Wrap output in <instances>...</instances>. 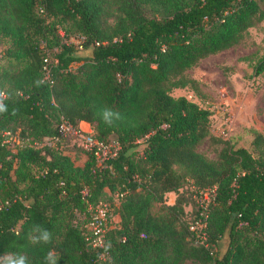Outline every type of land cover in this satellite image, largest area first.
I'll use <instances>...</instances> for the list:
<instances>
[{
  "label": "trees",
  "instance_id": "16d2710c",
  "mask_svg": "<svg viewBox=\"0 0 264 264\" xmlns=\"http://www.w3.org/2000/svg\"><path fill=\"white\" fill-rule=\"evenodd\" d=\"M263 18L264 0H0V42L7 44L0 91L8 108L0 133L22 143L10 148L0 139V255L23 253L32 264L53 249L58 264H264V136L251 131L249 147L235 148L211 134L207 110L170 95L195 90L184 73L236 45ZM58 30L82 37L92 57H73L77 50ZM252 71L264 75V53ZM105 108L120 114L111 126L101 118ZM61 121L87 123L98 141H116L119 153L96 169L72 137L29 147L54 136ZM204 141L217 149L214 158L196 151ZM68 142L76 150L66 151ZM188 184L216 189L207 248L188 230L196 207L187 213L178 196L165 202ZM116 194H123L118 221L103 243L111 247L92 249L86 207ZM34 223L53 233L51 244L28 241Z\"/></svg>",
  "mask_w": 264,
  "mask_h": 264
},
{
  "label": "rangeland",
  "instance_id": "374dc122",
  "mask_svg": "<svg viewBox=\"0 0 264 264\" xmlns=\"http://www.w3.org/2000/svg\"><path fill=\"white\" fill-rule=\"evenodd\" d=\"M61 29L63 30L62 27ZM62 30L57 31L58 37L59 31L63 33ZM6 47L4 41L0 42V66L6 64L3 56ZM263 53L264 18L249 28L236 45L209 55L184 73L185 78L196 83L195 90L173 89L170 95L174 98L184 97L207 110L212 135L228 140L235 148H248L251 131L264 136V75L254 76L252 71ZM17 141V137L12 136L10 148L18 145ZM71 143L66 144V151L75 149ZM216 150L207 141L196 149L208 159L214 158ZM80 158L81 164L83 157ZM193 194V189L188 184L177 195H166L165 202L171 204L177 196L183 197V208L188 213L195 206ZM117 221L113 213L110 226L113 227Z\"/></svg>",
  "mask_w": 264,
  "mask_h": 264
},
{
  "label": "built area",
  "instance_id": "2783aa9c",
  "mask_svg": "<svg viewBox=\"0 0 264 264\" xmlns=\"http://www.w3.org/2000/svg\"><path fill=\"white\" fill-rule=\"evenodd\" d=\"M59 37L65 44L72 45L77 51L83 50V38L82 37H65L62 32L59 31ZM43 63V75L44 79L48 78V70L46 67L47 59H42ZM1 143L10 146V140L12 135L8 132L0 133ZM74 138L77 141V146L86 153H89L94 161L96 169L105 167V163L117 156L120 151V146L116 141H110L104 143L98 141L89 126L87 129H82L79 125L74 128L70 124L64 121L57 126L56 134L52 137H43L40 141H33L29 143V147L33 149L40 148H53L57 144L61 143L66 138ZM18 142V146H22V143ZM192 200L196 207V219L189 225L188 230L192 233L193 239L196 244L202 245L207 248L206 243V228L209 207L214 203L215 187H209L198 190L194 187ZM81 199H86L87 191L82 189L80 191ZM123 194H116L111 202H99L95 205H87V218L84 222L83 228L85 230V240L90 248L98 249L103 246L104 237L106 232L111 229L110 226L111 216L113 211L117 208L120 198Z\"/></svg>",
  "mask_w": 264,
  "mask_h": 264
},
{
  "label": "clouds",
  "instance_id": "9594fccd",
  "mask_svg": "<svg viewBox=\"0 0 264 264\" xmlns=\"http://www.w3.org/2000/svg\"><path fill=\"white\" fill-rule=\"evenodd\" d=\"M7 99L5 93L0 91V114H4L8 111L4 100ZM15 114V111L13 112ZM101 118L105 124L111 126L114 119H120L119 112L112 110L111 108H105L101 112ZM28 241L32 245H49L53 241V233L39 223H34L27 234ZM104 251L107 252L111 247V244L103 245ZM0 264H32L30 258L23 253L19 252H7L0 255ZM42 264H58V258L55 250H49L43 257Z\"/></svg>",
  "mask_w": 264,
  "mask_h": 264
},
{
  "label": "water",
  "instance_id": "95a60500",
  "mask_svg": "<svg viewBox=\"0 0 264 264\" xmlns=\"http://www.w3.org/2000/svg\"><path fill=\"white\" fill-rule=\"evenodd\" d=\"M75 58H81V59H87L92 57V46L76 51L72 54ZM229 232H230V223L226 225L224 228V231L222 233V236L220 240L217 242V248H218V259L221 260V258L226 253L228 246H229Z\"/></svg>",
  "mask_w": 264,
  "mask_h": 264
},
{
  "label": "crops",
  "instance_id": "0c3cea01",
  "mask_svg": "<svg viewBox=\"0 0 264 264\" xmlns=\"http://www.w3.org/2000/svg\"><path fill=\"white\" fill-rule=\"evenodd\" d=\"M79 126H80L82 129H87L88 124L85 123V122H80V123H79ZM83 126H84V128H83ZM116 219L118 220L117 216H116Z\"/></svg>",
  "mask_w": 264,
  "mask_h": 264
}]
</instances>
